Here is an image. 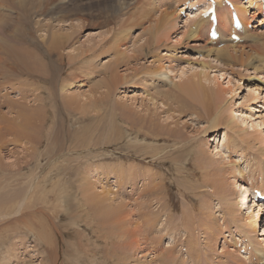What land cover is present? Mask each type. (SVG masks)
<instances>
[{"label": "rangeland", "instance_id": "1", "mask_svg": "<svg viewBox=\"0 0 264 264\" xmlns=\"http://www.w3.org/2000/svg\"><path fill=\"white\" fill-rule=\"evenodd\" d=\"M51 1L47 7H42L43 0L41 3L39 0L0 1V46L19 48L28 59L29 54H33L43 69L49 70L29 74L13 69L14 60H10L12 64H3L1 59L5 56L0 51V264H106L102 261L105 247L101 236L104 233L100 236L99 231L93 232L91 227L94 226L88 224L89 214L105 213L121 202L130 210L143 207L155 212L164 205L166 210L161 211L150 233L147 232L146 240H150V236L156 240L148 241L147 248L136 254L130 251L129 255L125 252L122 256L125 249L114 248V256L107 264L116 263L119 256L123 257L120 264H161L160 254L169 247L174 248L177 256L175 264L184 262H180L181 258L193 264H264V201L260 206L253 201L254 189L260 188L264 194V63L259 64L261 68L254 67L257 65L255 59L264 52L262 9L254 3L249 6L246 0L240 2L248 6L245 20L250 37L245 47L239 43L243 60L253 61L252 65L242 67L205 56L204 48L216 41L211 42L213 39L209 38L206 28L201 38L185 39L183 36L180 42L175 41L186 29L184 22L191 14L189 10L197 12L195 5L184 6L177 0ZM176 6L181 10H175L179 17L174 21L175 28L160 30V11ZM197 15L195 19L200 16ZM167 31L170 38L164 45L160 46L161 40L156 50L146 51V46L154 45L157 36ZM51 32H60L63 39L64 35L68 38L61 44L62 48L53 50L49 56L47 46ZM225 36L229 38L228 32ZM121 51L130 54L141 51L137 65H142V69L136 76L131 74L129 69L135 64L131 56L133 59H128V65L119 67V74L127 75L128 82L119 83L118 80L115 88L106 92L103 85L109 79V66L115 65ZM58 54L65 57L63 65ZM156 56H160L163 63L162 68L154 70L164 72L160 75L149 73L155 67L152 61ZM202 63L209 66L207 81L212 80L209 84L201 81L202 84L224 99L222 114L217 118L220 123L212 128L209 120L214 115L206 116L200 105L186 99L182 105L187 108L181 111L164 97L167 92L176 93L174 83L179 82L181 71L187 76L199 72ZM170 65L173 66L169 73ZM51 75L58 78L53 98L47 91L50 83L45 81ZM40 94L46 104L52 98L57 104L55 109L61 107L67 96L69 98L68 107L58 108L56 112L59 120L60 110L62 116H69V132L67 138L58 143L61 149L55 153L57 155L49 161L54 153H45L44 136L51 125V121L45 120L48 116L51 118L49 109L52 108L43 107V102L34 100V96ZM12 101L18 103L14 105ZM20 106L32 117L34 124L24 126V132L33 140L21 139L17 143L12 139L16 138L14 131L23 126L22 114L17 113ZM81 106H90L83 116L79 110ZM34 111L44 116L39 118ZM228 116L234 122L220 121ZM242 117H246L244 122ZM16 123H21L18 128ZM65 125L68 127L67 122ZM38 139L42 141L37 147L41 158L36 164L32 147ZM30 170L33 175H28ZM127 170L132 172L129 176H126ZM4 173H21L28 178L4 186ZM84 181L90 184L89 193L98 194L109 189L112 197L107 195L106 201L98 204L99 209H87L89 205L83 199L87 196ZM239 182L240 187H245H238ZM152 188L163 198L158 204L155 200L148 201L146 206V200L153 196ZM27 192L31 195L27 196ZM243 196L245 202L242 204ZM18 199L23 200L22 205ZM17 201L18 208L22 206L23 209L14 213L18 210L16 204L13 206ZM189 208L193 210L189 214L190 223H183L179 217ZM167 214H171L170 220ZM248 215L250 218L245 219ZM181 222L184 227L179 226ZM30 228L35 230L40 243L28 231ZM243 230L256 238L257 250L252 249ZM194 239L193 249L196 250L191 253L186 246ZM224 250L230 254L225 255ZM124 260L125 263H121Z\"/></svg>", "mask_w": 264, "mask_h": 264}, {"label": "bare ground", "instance_id": "2", "mask_svg": "<svg viewBox=\"0 0 264 264\" xmlns=\"http://www.w3.org/2000/svg\"><path fill=\"white\" fill-rule=\"evenodd\" d=\"M1 1V0H0ZM33 1H38V0H33ZM191 0H177L176 2H180V4L184 5L188 4L190 5L189 7L191 6H196V10L199 8V13L195 12V14H201V12L205 9L206 5H207V1L206 0H195L193 2H190ZM216 1V0H214ZM222 1L223 0H217V3H218V7H217V24H218V30H219V37L216 39L215 41V44L213 43H208L209 47L207 48H204L205 51L207 52L205 56L207 57H211L213 56L214 58L218 59L219 61H222L223 63H228V65L230 66H234V64L236 65H240L242 67H244V65H252L253 61L252 59H248V60H243V50L241 49V43H243L242 45L246 44L248 41H249V37H250V33H248V21L246 22L245 20V13L247 12V8L248 6H245V4H241V0H230L233 7L235 6V11H236V14H238V18L240 19L241 21V24L243 25V29L240 31V32H236L237 35L239 36V40L238 41H234L232 40L230 37V34H231V30H232V20H231V11L229 10V8L226 6V5H223L222 4ZM51 0H43V3H42V7H47V5L51 4ZM125 2V1H124ZM258 2H261L260 4H262L260 6V4ZM39 3H41V0H39ZM246 3L249 4H256L258 6V8H261L262 11H263V8H264V0H246ZM4 5V3H1ZM2 5V6H3ZM181 5V6H182ZM5 6V5H4ZM1 7V5H0ZM221 8H223V11H221ZM165 10H162L160 11L159 13V18L161 16V19L158 21V27L160 30L162 31H165L166 29L168 28H175V25H174V21L176 18H179L178 15L176 14V11H180L181 9H177V6L173 9H170L168 10L167 8L164 7ZM177 9V10H176ZM5 10V9H4ZM176 10V11H175ZM189 12H191V14H189L187 16V19L186 21L184 22L185 23V27L186 29L183 30L182 34L180 37L176 38V42H180V39L184 36V38L186 39V37L190 38V39H193V38H201L203 36V32H204V29L206 28V33L208 34L209 32V28L207 29V26L210 25L209 21H208V18H203L200 16H198V18L195 19L196 16H194L195 14L192 13V11L189 10ZM152 15H155L154 13ZM157 16V15H156ZM263 17V16H262ZM153 21H156V17L153 18ZM229 21H230V24H229ZM264 21V19H262L260 21V23H262ZM231 26V30L229 31V27ZM1 27V26H0ZM228 32V36L229 38H227L225 35L227 34ZM60 33V32H59ZM58 32L57 33H52L51 32V35H50V40H49V43H48V46H47V52H48V55L49 56H52L51 53L53 50H57L59 47H61V44L63 45L64 44V40H66V38H68V35H64V38L63 39V36L61 35L62 33L59 34ZM170 38V35L168 34V31L162 35V36H157L156 38V42L155 44H150L149 46H146V51H150V50H156L158 48V43L159 41H161L160 43V46L164 45V42L166 43V41H168ZM252 38V37H251ZM205 40L207 41V39L205 38ZM214 40H211V42H213ZM145 43H148V42H145ZM174 43V42H173ZM224 43V44H222ZM144 44V43H143ZM143 44L140 45V50L143 49ZM149 44V43H148ZM197 44V42L195 43ZM218 44H221L220 46H218ZM207 45V43H206ZM207 45V46H208ZM240 45V46H238ZM166 46V45H165ZM164 47V46H163ZM168 47V46H167ZM194 47H196L194 45ZM245 47V45L243 46ZM261 47V46H260ZM62 48V47H61ZM90 48V47H89ZM197 48V47H196ZM202 48V47H201ZM19 49V48H18ZM17 48H14L12 47L11 45H6V46H0V51L1 53L5 56L4 58L1 59V62L4 64L5 62L7 63H10L12 64L11 61L14 60V63H13V69H18L20 70L21 72L25 71L29 74H32V73H38V72H46L47 70H44L43 67H42V64L40 63V60L34 56L33 54L30 55L29 54V59L27 57V54L25 52H22V50H18ZM93 49V48H92ZM200 49V48H198ZM197 49V50H198ZM260 50H262L260 48ZM61 51V50H60ZM59 51V52H60ZM86 52V51H85ZM140 52L141 51H138V52H132L131 54L130 53H127V51H121V57L120 58H117L116 59V63L114 66L110 67L109 66V73H108V81H105V85H103L104 87H106V92H110V88L111 87H114L117 85V82L119 80V83H122L123 81L124 82H128L127 78L128 76L125 75V74H119L120 70H119V67L122 66V65H128L129 63V58H132L134 56V61H135V66L132 64V68L129 69V71L131 72L132 75L136 76V74L140 73V70L142 69V65L138 66L137 63L139 61V55H140ZM88 53V51H87ZM134 53V55H133ZM248 53V52H247ZM53 54V53H52ZM145 54V53H144ZM154 55H156L155 53H153ZM256 54V53H255ZM142 55V54H141ZM132 56V57H131ZM246 56V55H245ZM251 56V55H250ZM7 58H10V59H7ZM64 55L63 54H58V60L61 61L62 65L64 63ZM133 59V58H132ZM50 62L51 59H49ZM154 60V59H153ZM161 57L160 56H156V59L154 61H152V65L155 66L153 69H151L149 71V73H153L155 75H160V74H163L162 71H157V72H154L155 69H159L163 67V63H161ZM56 61V60H55ZM67 61V60H66ZM255 61L257 62V65L254 66L255 68L256 67H260L259 64L261 63H264V52L262 54H259L257 56V58L255 59ZM68 64V63H67ZM52 65V63H51ZM50 65V66H51ZM262 65V64H261ZM68 66V65H67ZM106 67V65H104ZM172 66L173 65H170L168 66L169 69H168V72L170 73L172 71ZM22 67V68H21ZM48 69V67H46ZM52 68V66H51ZM125 68V67H124ZM128 68V66H127ZM208 64L207 63H202V66L200 67V70L199 72H192V74L190 75H186L185 74V71H181L179 74H178V81L177 83H174V89H176V93H173L171 94L170 92H167L164 97L166 98V100L170 99V101L174 104H176L179 109H181V111L183 110V108L185 106H183L182 104L184 103V101L186 99L188 100H191L193 101L194 103L200 105V108L204 111V114L208 117H210L211 115L213 116L212 119L209 120V123H210V128H212V126H215L216 123H220L219 120L217 118H220L218 117L219 114H222L221 111V106H223V103H224V99L221 98V96L218 95V93L214 92V90H211L208 88H205V86L202 84L201 81H205V82H208V84L212 81V80H209L207 81L208 77H209V73H208ZM261 68V67H260ZM191 69V68H190ZM59 70V69H58ZM124 70V69H123ZM49 71V70H48ZM47 71V72H48ZM179 72V71H178ZM54 73V72H53ZM56 73V72H55ZM148 73V74H149ZM35 75V74H33ZM177 76L174 75L173 78ZM164 77V76H163ZM195 77L197 78V80L195 79ZM57 79L58 78H55L54 75H51L50 78L48 76V78L45 79V81L49 82L50 85L47 89L48 93L50 94V96H52L53 92L55 91V85H56V82H57ZM42 80V79H41ZM181 80V81H180ZM59 81V80H58ZM171 81V80H170ZM230 81L228 80L227 83H229ZM63 86H66L67 85H64ZM64 87V89L66 88ZM117 88V87H116ZM166 91V90H165ZM175 92V91H174ZM20 93V92H19ZM158 93H161V92H158ZM174 95V96H173ZM23 97V96H22ZM68 97V96H67ZM65 98V100H62L61 102V107L62 108H66L68 107L69 105V98ZM34 100H40L39 102H43V100H45L43 98V96L40 95H35L34 96ZM53 98V96H52ZM51 98V101L49 103H45V101L42 103V106L45 107L46 105L49 107H51L52 109L50 110L49 109V112H50V116L51 118L48 116L45 120V122H48V121H51V125H49L48 129L46 130V134H45V139L47 141L46 143V151L45 153L46 154H53L52 156H50L48 158V161L55 155V153H58L57 151H59L61 148L60 146L58 145L59 142H61L65 137L67 138V132H69V116L68 115H61V113L63 111L60 110V117H61V120H59V118H57V115H56V112H58V108L59 109H62L61 107H56L57 109H55V106H57V104L55 105L53 102H52V99ZM64 99V98H62ZM207 100H209L210 102H208ZM13 104H17L18 102L16 101H12ZM38 102V103H39ZM14 104V105H15ZM41 105V104H39ZM17 106V105H16ZM79 106V105H77ZM11 107H13L11 105ZM43 107H42V110H43ZM90 107V106H89ZM89 107H80L79 110L81 111V115L83 116L84 115V112L87 111V109ZM64 108V109H65ZM187 108V107H185ZM10 109V108H9ZM23 108H21V106L19 107V109L17 110V113H21L20 116L22 118V127L21 128H18L17 126L21 123H16L15 127L18 128L14 131V136L13 137L14 139H12L13 141H16L18 143V140L21 141V139H27L28 141L30 140H33V138L31 136H29V134H25L24 130L26 127L24 126H27L28 124H34V123H31V119L32 117H29L26 113H24L22 111ZM46 109V108H44ZM195 108H193L194 110ZM197 109V108H196ZM11 110V109H10ZM25 110V109H24ZM69 110V109H68ZM22 111V112H20ZM28 111V110H27ZM37 111V110H35ZM34 111V112H35ZM180 111V112H181ZM198 111V109H197ZM45 112V111H44ZM65 112V111H64ZM198 113V112H197ZM30 116H31V112L29 113ZM34 114V113H33ZM32 114V116H33ZM36 115L40 117H42L43 114H41V112H35ZM64 114V113H63ZM66 114V113H65ZM69 114V113H68ZM35 115V116H36ZM49 115V114H48ZM19 117V115H17ZM16 116V117H17ZM44 116V115H43ZM79 117V116H78ZM207 117V118H208ZM224 117V116H223ZM20 118V119H21ZM36 118V117H34ZM81 119L83 117H80ZM246 117H242V122H244V119ZM44 119V117L42 118ZM209 119V118H208ZM226 120L227 122L225 124H231V122H234L233 121V118L232 117H227V118H223L221 119L220 121H223V120ZM5 120V119H4ZM34 120V119H33ZM35 120H38V119H35ZM41 121V120H40ZM43 121V120H42ZM148 121H152L151 119H149ZM13 122V121H12ZM12 122L10 124H12ZM33 122V121H32ZM44 122V123H45ZM65 122H67V126L65 125ZM222 123V122H221ZM36 124V123H35ZM40 125V124H39ZM41 126V125H40ZM29 127V126H28ZM44 127V125H43ZM151 128V127H150ZM41 130V129H40ZM156 131V130H155ZM171 131H174V130H171ZM175 134V132H174ZM157 135V133L155 134ZM224 138L227 136L226 133L223 135ZM20 138V139H18ZM42 139V138H40ZM24 140V141H25ZM19 141V143H20ZM23 141V140H22ZM11 142V140H10ZM37 142V143H36ZM41 140H36L35 141V145L32 147V149L34 148V153L36 155V161L38 164V162H40V158H41V151H39L37 149L38 146H40L41 144ZM23 144H26L25 142ZM20 145H22L20 143ZM31 145V144H30ZM57 148V150H55ZM55 150V151H54ZM33 152V151H32ZM202 157V156H201ZM34 159V158H33ZM201 161V160H200ZM30 163V161H29ZM214 163V162H213ZM203 165V164H202ZM206 166V164H205ZM219 166V165H218ZM121 167V166H120ZM215 167V166H214ZM223 168V167H222ZM221 168V169H222ZM35 169V168H34ZM120 169V168H119ZM16 170V169H15ZM20 170V169H19ZM49 170V169H48ZM131 170V169H130ZM130 170H127L126 171V176H129L132 172H129ZM217 170V169H216ZM227 170V169H226ZM229 170V169H228ZM17 171V170H16ZM51 171V170H50ZM132 171V170H131ZM222 171V174L224 173L223 170H220ZM231 171V170H229ZM37 172V171H35ZM124 172V171H123ZM232 172H234L232 170ZM231 172V173H232ZM6 174V173H4ZM125 174V173H124ZM230 174V173H229ZM6 174V177L3 178L4 181H2V184L4 186H10L13 181H22V178H28V177H23L24 174H21V173H15V174H10L8 175ZM28 175H33V171L30 170L28 172ZM36 175V174H35ZM48 175V174H47ZM234 175V174H232ZM137 176V175H136ZM239 177V175H238ZM83 178V177H82ZM129 177H127L128 179ZM240 178V177H239ZM2 179V178H0ZM36 179V177H35ZM221 179V177H219V180ZM26 180V179H25ZM33 180V179H32ZM83 180L86 181V179L84 178ZM129 180V179H128ZM131 180V179H130ZM84 181V187H87V196H85V199L84 202L85 204L89 205V207L87 209H94V207H98V204L100 202H104L106 201L107 199V195H109V197L111 196V192H109L110 190H106L105 191H100L98 194H96L95 192L92 191V193H89L90 191L89 190V182L85 183ZM132 181V180H131ZM23 182V181H22ZM58 182V181H57ZM93 183V182H92ZM34 184V182H33ZM94 184V183H93ZM240 182L239 184L237 185L238 187H240ZM95 185V184H94ZM157 186V185H155ZM32 187V186H31ZM30 187V189H31ZM82 187V186H80ZM91 187H94L91 185ZM153 187V186H152ZM159 187V185L157 186ZM196 187V186H195ZM245 186H242L240 188H244ZM3 188V187H2ZM25 189V188H24ZM29 189V190H30ZM79 189H82V188H79ZM93 189V188H92ZM153 189V188H152ZM160 189V188H159ZM33 191L35 190V188L32 189ZM84 190V188H83ZM82 190V191H83ZM91 190V188H90ZM158 190V189H157ZM196 190V189H195ZM259 190H261L259 188ZM149 191V190H148ZM151 191V189H150ZM235 191V190H234ZM236 191H238L236 189ZM235 191V192H236ZM242 191V190H241ZM264 191V190H262ZM244 192V191H242ZM22 193V192H21ZM152 193H153V196L151 195V198H148V200H146V206H147V202L148 201H151L153 202V200H155V203L158 204L159 202L162 201V198L160 195L157 194V191L155 189L152 190ZM151 193V194H152ZM159 193H160V190H159ZM30 194V192H27L26 195ZM234 194V193H233ZM237 194V193H236ZM19 195V194H17ZM27 195V196H29ZM164 195V193H163ZM25 197V199L28 197ZM19 197V196H17ZM21 197V196H20ZM112 197V196H111ZM148 197V196H147ZM15 198V197H14ZM24 198V197H23ZM17 199V198H16ZM26 199V200H27ZM110 199V198H109ZM245 197L243 196L242 197V202H240L241 198L239 199V202L240 203H244L245 202ZM10 200V199H9ZM19 200V199H18ZM113 200V198H112ZM21 200H19L20 202ZM23 201V200H22ZM21 201V205L23 204V202ZM8 202H11V201H8ZM18 201L17 202H14L13 206H15L16 204V207L18 208L17 206V203H19ZM112 202V201H111ZM168 202V201H167ZM28 203V202H27ZM247 203V202H246ZM151 204V203H150ZM264 204V202H263ZM262 203L260 205H263ZM127 204L124 203V202H121V203H118L116 205V207L112 210H108L106 211L105 213L104 212H101L99 214L97 213H90L88 212V214L90 215L89 217V221H88V224L89 226H94V227H91V229L93 230V232H96V231H99L100 233V236L102 234V232L104 233L103 237L102 238V241L104 243V251L103 252V262H106V264L111 260V258L114 256V248H117L118 251H121V250H124V252H122V256L124 255V253L126 252L128 255H129V252L131 251L132 254L140 250H143L146 247V244L148 243V241L150 242L151 240H156V238L150 236L149 239L150 240H146L148 239L147 238V232L150 233L152 227H153V224H154V220L157 219L161 213V211H165L166 208H165V205L164 206H159L157 209V211H151V209L149 208H146V209H140L141 207H133L131 210L130 208H125ZM145 205H144V208H145ZM141 206V204L139 205ZM231 206V205H230ZM232 206H233V202H232ZM241 206V205H240ZM86 207V206H85ZM100 207V206H99ZM98 207V209H99ZM164 207V208H163ZM102 208V207H101ZM100 208V210H101ZM23 209V207L21 206L20 209L18 208V210H16L14 213H19L21 210ZM82 209V208H81ZM84 209V207H83ZM86 209V208H85ZM84 211L86 212L87 209ZM65 210V209H64ZM97 211V210H96ZM98 212V211H97ZM193 212L192 209H188V210H185V212H183L181 214V217H179V219L184 223L185 221L188 223H190V217H189V214H191ZM24 213V212H22ZM21 213V214H22ZM20 214V215H21ZM234 214V212H233ZM168 215V214H167ZM171 215V214H170ZM170 215H168V219L170 220ZM173 215V214H172ZM232 215V214H231ZM15 216V215H14ZM17 217V216H16ZM234 217V216H233ZM13 218V217H11ZM25 218V217H24ZM86 218V217H84ZM88 218V217H87ZM236 218V217H235ZM250 216H246L245 219H249ZM251 220V219H250ZM77 221V220H76ZM85 221V220H83ZM178 221V220H177ZM245 221V220H244ZM26 222V221H25ZM178 223L179 226L182 225L184 227V224L183 223ZM71 223V222H70ZM66 225V224H65ZM70 225V224H69ZM73 226L74 223H72ZM63 226V225H62ZM81 226V224L79 225ZM84 226V225H83ZM171 226V225H170ZM25 227V226H24ZM77 227V226H76ZM187 226L185 225V228ZM70 228V227H69ZM72 228V227H71ZM79 228V227H78ZM191 228V226H190ZM189 228V229H190ZM90 229V228H89ZM244 229V228H243ZM175 230V229H174ZM191 230V229H190ZM242 230V229H241ZM32 236L34 237L35 241L37 243H40V241L37 239L36 235H35V230L34 229H29L28 230ZM246 231V230H245ZM244 230L242 232H245ZM252 231H253V228H252ZM256 231V230H255ZM254 231V232H255ZM186 232H189V231H186ZM240 232V230H239ZM85 233V232H84ZM97 233V234H99ZM87 234V233H86ZM191 234V231L189 233V235ZM188 235V233H187ZM38 236V235H37ZM99 236V235H98ZM149 236V235H148ZM229 236V234H228ZM244 237H246L247 241H249L250 245L252 246V249L253 250H257V246L255 247V243L257 244L256 242V238L251 235H249V232H245V234L243 235ZM39 237V236H38ZM88 237V236H87ZM91 237V236H90ZM100 237V238H101ZM184 237V236H183ZM189 236H186V238H188ZM40 238V237H39ZM89 238V237H88ZM27 239V238H26ZM90 239V238H89ZM96 239V238H95ZM226 239V238H225ZM46 240V239H45ZM100 240V239H98ZM185 240V239H184ZM50 241V240H49ZM74 241V240H73ZM95 241V240H94ZM152 243V241H151ZM189 243H192L190 244L189 246H186L187 248L190 249V252L193 251V247L196 245V240L194 239L193 241H190ZM70 244V243H69ZM73 244V243H72ZM113 244V250H110L111 252H109V247ZM157 244V243H156ZM50 246V245H49ZM74 246V245H73ZM76 246V245H75ZM76 248V247H75ZM151 248V247H150ZM186 248V249H187ZM167 249V248H166ZM196 250V249H195ZM194 250V251H195ZM151 251V250H150ZM117 252V251H116ZM189 252V250H188ZM192 253V252H191ZM224 253L225 255H229L230 252L228 250H224ZM117 254V253H115ZM121 254V252H120ZM134 254V256H135ZM160 254V252H159ZM189 254V253H187ZM38 255V253H37ZM119 255V254H118ZM162 255L161 256H158L157 257H161V260H162V263L161 264H175V262L177 261V256L176 254L174 253V248L172 247H169L168 248V251H166L164 254H160ZM43 256V255H42ZM121 256V257H122ZM133 256V257H134ZM99 257V256H98ZM116 257V255H115ZM121 257H117V260H121ZM125 257V256H124ZM189 256H187L188 258ZM192 257V256H191ZM126 258V257H125ZM194 258V257H193ZM262 258V257H261ZM95 259H96V256H95ZM238 259V258H237ZM122 260H123V257H122ZM189 260L193 261L192 258H190ZM239 260V259H238ZM116 262L117 264L119 263L120 264V261L119 262ZM152 261H154V259H152ZM160 261V260H159ZM157 261V262H159ZM181 261H184L182 262L181 264H193L192 262H188L187 260L181 258L180 262ZM218 261V260H216ZM112 262V261H111ZM156 262V261H155ZM154 262V263H155ZM116 263H112V264H116ZM121 263H125V260L124 262H121ZM150 263V262H149ZM160 263V262H159ZM158 263V264H159ZM92 264V263H91ZM127 264V263H125ZM151 264V263H150Z\"/></svg>", "mask_w": 264, "mask_h": 264}]
</instances>
